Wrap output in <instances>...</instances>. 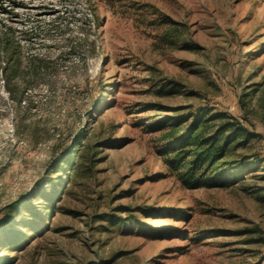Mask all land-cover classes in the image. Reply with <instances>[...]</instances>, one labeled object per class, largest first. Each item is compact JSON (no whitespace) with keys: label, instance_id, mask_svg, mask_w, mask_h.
<instances>
[{"label":"rangeland","instance_id":"374dc122","mask_svg":"<svg viewBox=\"0 0 264 264\" xmlns=\"http://www.w3.org/2000/svg\"><path fill=\"white\" fill-rule=\"evenodd\" d=\"M202 104L255 131L229 157L264 156V0H0V225L78 132L103 138L105 156L68 210L0 253L9 264H264V240L243 230L264 236V166L200 187L166 166L158 119Z\"/></svg>","mask_w":264,"mask_h":264},{"label":"trees","instance_id":"16d2710c","mask_svg":"<svg viewBox=\"0 0 264 264\" xmlns=\"http://www.w3.org/2000/svg\"><path fill=\"white\" fill-rule=\"evenodd\" d=\"M3 70L6 67H1ZM158 122L169 126L166 166L178 174L185 186L224 183L264 166L263 155L229 157V149L248 143L255 131L239 116L225 110L202 104L188 112L165 113ZM103 142V138L95 141L83 132L76 134L69 148L49 165L34 188L10 205L11 215L0 225V249L21 246L30 236L25 230L35 233L47 224L51 215L68 210L76 185L81 179L93 176L105 157L100 147ZM121 208L128 209L127 206ZM98 218L109 223L123 219L107 212H102ZM243 230L253 234L246 239L248 242L264 240L261 227ZM9 260L8 254L0 253V264H9Z\"/></svg>","mask_w":264,"mask_h":264}]
</instances>
